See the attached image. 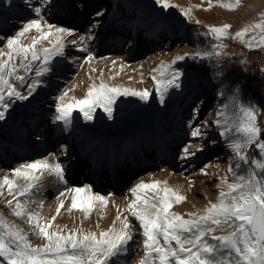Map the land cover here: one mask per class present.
<instances>
[{
    "label": "rangeland",
    "instance_id": "1",
    "mask_svg": "<svg viewBox=\"0 0 264 264\" xmlns=\"http://www.w3.org/2000/svg\"><path fill=\"white\" fill-rule=\"evenodd\" d=\"M253 1L240 0L237 7L229 10L221 4L234 3L235 0H211V6L209 0H169L174 6L167 9L156 0H0V50L4 52H7L6 39L32 19L72 30L71 36L64 37L63 54L52 57L46 65L49 71L37 76L36 70L42 66V61H33L31 71L18 68L10 78V83L27 99L5 95L4 103L8 107H0L4 112L3 119H0V173H3L0 177L8 175L11 178L12 170L20 165L48 157H54L64 170L63 182L44 172L36 186L18 198L27 206V211H40L46 219L56 216L55 221H63L60 228L64 233L73 228L99 233L116 220L118 209L122 217L129 215L123 209L132 199L129 189L141 181H166L168 187L185 196V201L173 204L171 208L185 218L187 213L215 201L220 178L230 165L235 169L238 163L228 146V138L220 135L225 117H231L235 112V103L254 106L257 124L264 130L263 102L253 96L243 97L239 82L244 75L238 77L237 85H230L224 68H237L236 73H244L251 62L250 53L259 51L260 69L264 75V46L249 48L235 36L238 30L260 22L264 0H260L254 10L246 12V6ZM36 8L40 9L39 15ZM189 8L190 16H185L182 9ZM223 24L231 27L220 39L209 34L208 25ZM31 35L38 34L29 33V39L24 43H30ZM260 35V30L253 28L245 33L244 41L253 37L259 39ZM81 36L86 37L83 42ZM213 45L220 47L214 50ZM36 47H51V44L42 41ZM196 51H218L220 56L193 57ZM89 55L92 57L90 61L87 59ZM177 56L185 57L172 64V68L182 73L179 87L168 88L161 101L152 79L156 75L153 69L161 62L171 64ZM256 56L257 53H253V57ZM15 63L19 64V59ZM180 64L191 68L185 72ZM194 69L208 71L197 75ZM16 75L24 79L17 80ZM101 81L150 92L147 100L135 96L117 97L110 118L102 108H97L91 120L81 117V121L94 125L121 126L115 132L103 130L100 134L123 137L116 145L95 142L97 133L81 136L77 129L66 132L64 123L54 119L57 97L67 92L65 103L72 102V97L83 98L90 85H98ZM29 85H33L31 90ZM218 112L224 115L218 116ZM166 115L169 118L166 119ZM217 120L221 121L219 125ZM195 128L200 129L201 135H191ZM16 137L22 141L16 142L19 146L12 148ZM185 147L189 149L188 155L183 153ZM116 148L127 159L122 156L115 158L116 161L105 159ZM133 148L139 154L135 160L131 158L134 154L128 155ZM247 153L250 158L259 155L254 145L249 146ZM72 160L75 162L70 166ZM95 160L104 165L113 164V170L119 161V166L124 169L111 173L104 168L100 175L97 169L100 165H97L99 162L94 164ZM247 167L244 165L245 169ZM201 169H205L206 174ZM147 173L153 177H146ZM18 182L24 183L22 179ZM41 183H44L42 190ZM105 183L111 185L104 190L95 186ZM84 185L109 198L106 206L109 213L96 209L85 219L80 211H68L67 202L71 199L66 190ZM61 192L66 196L60 197ZM147 195L154 196V193L148 192ZM58 198L65 199L66 205L59 215L56 214ZM9 199L11 197L5 189L0 196V216L29 233L28 240L33 247L47 243L42 237L31 234L33 229L26 216L13 215L12 207L6 203ZM129 222L133 225V239L126 246L127 250L112 257L109 264H138L143 256L141 245L144 238L135 234V230L141 231L139 222L130 216ZM115 226L117 229L121 227L119 220ZM0 264H6V261L0 258Z\"/></svg>",
    "mask_w": 264,
    "mask_h": 264
},
{
    "label": "snow or ice",
    "instance_id": "2",
    "mask_svg": "<svg viewBox=\"0 0 264 264\" xmlns=\"http://www.w3.org/2000/svg\"><path fill=\"white\" fill-rule=\"evenodd\" d=\"M156 3L165 9L174 6L169 0H156ZM239 4L240 0H235L234 3H222L221 6L232 10ZM35 11L39 15L40 9L36 8ZM182 11L185 16H190V8ZM260 15V22L248 25L235 34L249 48L264 46V13ZM230 27L229 24L207 26L209 34H215L217 39L224 36ZM253 28L260 30L259 39L253 37L245 42V33ZM33 31L38 35H31L30 43H24ZM71 35L70 29L42 24L40 19H32L14 36L6 39L7 52L0 50V107H8L4 103L5 95L27 99L10 83V78L18 68L31 71V62L42 61L36 75H43L49 71L46 65L52 57L63 54L64 37ZM85 39L84 36L80 37L81 42ZM42 41H48L51 47L38 49L36 46ZM217 47L220 45H213L214 50ZM213 54L220 56L218 51H196L192 55L203 58ZM184 58L177 56L171 64L161 62L153 69L156 75L152 79L161 101L168 88L179 87L178 80L182 73L172 68V64ZM17 59L19 64L15 63ZM87 59L90 61L91 55ZM15 78L24 79L18 75ZM32 87L29 85L30 90ZM149 95L148 89L137 91L101 81L98 85H90L83 98L72 97V102L65 103L67 92L57 97V114L54 119L67 126L73 110L78 109L84 119L91 120L97 108H102L110 118L117 97L135 96L147 100ZM217 115L222 116L224 113L218 112ZM3 117L4 112L0 111V119ZM216 123L219 125L221 121L217 120ZM191 135H201L200 129H193ZM220 135L228 138V146L238 163L235 169L230 165L220 178L216 185L218 193L215 201H209L202 209L187 213L185 218V215L171 211L173 204L186 200L185 196L168 187L166 181H141L129 189L132 199L124 209L129 215L122 217L121 211H117L116 220L120 221L121 227L117 229L114 220L109 228L99 233L82 228H73L68 233L59 227L52 230L56 216L45 219L39 213L27 211V206L18 198L27 195L44 172L55 175L63 182L64 170L59 163L52 164L46 159L20 165L12 170L11 178L8 175L0 177V196L6 189L11 197L6 203L12 207L13 215L26 216L27 223L33 229L31 234L42 237L47 243L33 247L28 240L29 233L0 216V258L6 264H109L112 257L127 250L126 246L133 239L130 216L139 222L144 238L141 245L143 256L138 264H264V139H261L264 130L257 124L256 108L237 101L234 114L225 117ZM253 145L259 155L250 158L247 149ZM183 153L188 155L189 149L185 147ZM244 165L248 167L245 169ZM201 172L206 174L205 169H201ZM19 179L24 183H19ZM66 191L71 199L68 211H80L85 219L93 210H102L108 203L105 196L94 193L89 185ZM148 192L154 193V196H148ZM65 196V192L60 193V197ZM65 206V199H59L56 214L59 215ZM216 232L225 234L215 235Z\"/></svg>",
    "mask_w": 264,
    "mask_h": 264
},
{
    "label": "bare ground",
    "instance_id": "3",
    "mask_svg": "<svg viewBox=\"0 0 264 264\" xmlns=\"http://www.w3.org/2000/svg\"><path fill=\"white\" fill-rule=\"evenodd\" d=\"M260 2V0H254L253 2H251V4L250 5H248V6H246V12H249L250 10H254L256 7H257V5L258 4H260L259 3ZM189 38H192V37H189ZM109 85H118V84H116L115 82H112L111 84H109ZM118 86H121V87H123L124 88V86H122V85H118ZM125 97H127V96H119L118 98H121V99H123V98H125ZM129 97V96H128ZM83 116V114L82 113H80L79 112V110L78 109H76V110H73V112H72V114H71V119H70V123L66 126V132H68V131H71V130H80L81 131V133H80V135L82 136V135H86V134H88V133H97V134H99L98 136H97V140H95V142L96 141H98V143H101V144H103V145H116L117 144V142L119 141H121V140H123V137H119L118 136V134H112L111 133V135L110 136H107V135H105V134H102V135H100L102 132H103V130L104 131H106V132H115L118 128H121V126L120 127H118V126H116V125H109V124H103V126H101V125H94L93 123H89L88 121H86V120H83V121H81V117ZM165 118L167 119V118H169V116H165ZM52 124H54V122H52ZM3 133H4V131H3ZM94 138H96V137H94ZM93 138V139H94ZM14 139H12V141H13ZM18 141H22L21 140V138L20 137H16V139H15V143L14 144H12V148H14V146L15 145H17L16 144V142H18ZM171 145V144H170ZM18 146H19V144H18ZM170 152V151H169ZM138 153V151H136V148H133V150H131V151H129L128 152V155H130V154H134V157H131L132 158V160H135V157H138V155L139 154H137ZM136 155V156H135ZM124 157V159H127V157L126 156H123L122 154H120L118 151H117V148L116 149H112L108 154H107V156L105 157V159H112V161L113 160H115V158H117V157ZM46 160L49 162V163H52V164H55L56 163V159L53 157V158H50V157H48V158H46ZM116 161V160H115ZM74 162H75V160H72L70 163H69V165L70 166H73L74 165ZM99 162V163H98ZM102 161H98V160H95V162H94V164H96V163H98L97 165L99 166L100 165V167L99 168H97V169H99V172L101 173L100 175H102L103 173H102V171H103V169L105 168V169H108L107 171L108 172H111V173H115V170H119V171H121L122 169H124V167L123 166H119V164H118V162L119 161H117L115 164H116V166H115V168H114V170H113V168H112V166H113V164H112V166L110 167L109 165H104V164H102L101 163ZM158 163V162H157ZM105 164H107V163H105ZM134 174V173H133ZM0 175H3V173H0ZM47 177H49V174L48 175H46ZM53 176H55V175H53ZM146 177H153L152 176V174H148L147 173V175H146ZM142 180V179H141ZM115 183V182H114ZM110 185H111V183H105V184H95V186L97 187V188H99V189H101V190H104V189H107L108 187H110ZM40 190H42L43 188H44V183H41L40 185ZM39 195L40 194H38V199H40V197H39ZM107 200H108V202H109V198H107ZM70 201H68L67 202V206L68 205H70ZM108 204V203H107ZM107 206V205H106ZM104 207L103 208V212L104 213H109L110 211H108V209H107V207ZM126 207L124 206V208L123 209H125ZM36 213H39L40 214V216H42V217H44L45 215L44 214H42V212H40V211H37ZM44 215V216H43ZM45 219H46V217H44ZM62 220H56V221H54L53 222V227L54 228H57V227H63V224H62ZM135 234H136V236H139L140 234H141V231H138V230H135ZM120 255H122V253H120Z\"/></svg>",
    "mask_w": 264,
    "mask_h": 264
},
{
    "label": "trees",
    "instance_id": "4",
    "mask_svg": "<svg viewBox=\"0 0 264 264\" xmlns=\"http://www.w3.org/2000/svg\"><path fill=\"white\" fill-rule=\"evenodd\" d=\"M253 53H257V56L253 57ZM260 56H259V51H252L250 53L251 62L244 73L239 74L240 71L236 73L237 68L235 69H227L226 67L224 68H225V75L227 77V81L230 83V85H237L236 83L238 77L244 75L243 80L239 82L243 97L253 96L258 99H261V101L264 104V75L262 74L260 69V65H261V61L259 59ZM180 67L183 68L185 72L188 70V68H191L190 65H186V64H180ZM193 71L197 75H203L208 70L205 69L198 71L197 69H194ZM262 139H264V136H262Z\"/></svg>",
    "mask_w": 264,
    "mask_h": 264
}]
</instances>
